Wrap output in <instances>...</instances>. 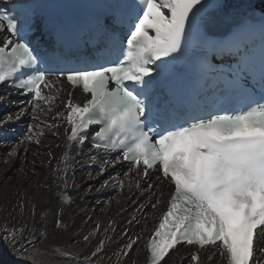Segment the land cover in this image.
Returning <instances> with one entry per match:
<instances>
[{
  "label": "snow or ice",
  "instance_id": "snow-or-ice-1",
  "mask_svg": "<svg viewBox=\"0 0 264 264\" xmlns=\"http://www.w3.org/2000/svg\"><path fill=\"white\" fill-rule=\"evenodd\" d=\"M223 7L224 0H109L94 18L97 38L86 42L95 48L94 54L66 61L55 71L46 70L39 53L25 41L33 24L22 23L0 7V32L6 29L11 34L0 45V83L10 81V86L31 94L33 101L49 104V110L62 80L85 94L81 104L68 92L65 111L53 117L70 128L64 168L52 170L64 175L56 176L54 183L60 180L64 189L69 187L68 151L75 145L83 154V146L91 143L96 152L119 153L116 160L100 165L101 173L109 163L113 167L128 163L129 171H136L137 188L141 180L150 178V170L159 171L158 179L174 186L166 210L146 241L145 264H168L170 252L183 245L196 247L193 264L211 262L215 251L227 264H264V10L256 17L257 10L252 8L238 24L218 34L213 28ZM253 18L261 37L258 54L245 38L253 30L248 24ZM98 37L103 38V47ZM189 50L196 54L202 83L237 97L234 107L189 114L167 101L160 103L154 92L157 82L148 83L154 65L159 62L166 72L169 62ZM17 75L21 78L16 79ZM257 86L259 96L253 90ZM53 88L55 94H44ZM33 101L29 103L35 112L38 104ZM92 126L98 130L89 138ZM29 132L31 141L36 135L31 125ZM119 183L123 188V182ZM153 187L148 185L149 190ZM59 199L72 203L63 191ZM160 203L157 197L151 206L155 209ZM19 207L23 208V201ZM56 223L61 226L62 221L58 218ZM27 230L26 223L9 228L7 219L0 228L19 259L27 258V248L34 244V236L23 235ZM139 240V236L130 238L117 254L125 258V264ZM103 244L100 241L93 256ZM131 264L138 261L131 258Z\"/></svg>",
  "mask_w": 264,
  "mask_h": 264
},
{
  "label": "bare ground",
  "instance_id": "bare-ground-1",
  "mask_svg": "<svg viewBox=\"0 0 264 264\" xmlns=\"http://www.w3.org/2000/svg\"><path fill=\"white\" fill-rule=\"evenodd\" d=\"M2 99L0 96V185H3L0 188V228H3L5 219L9 228L26 223L28 230L23 235L34 236V244L27 248V258L19 259L4 234L0 233V264H125V258L117 254L130 238L137 236L140 240L131 252L128 264H131V258H135L138 264H145L146 238L166 204L171 189L168 182L162 178H150L141 180L137 188L134 169L117 167L108 170L112 167L109 163L101 173L100 165L105 160H114L85 146L83 154H79L81 150L73 145L68 151L69 187L64 189L60 180L54 183L56 176L63 177V172H52L64 168L66 130L70 131L66 121L53 120L57 112L65 111L63 104L67 97L63 89L51 104V110L44 101L34 112L31 105L11 102L6 105ZM21 109H24L23 114ZM19 119L29 121L26 134L13 138L9 125ZM51 123L57 124L58 128L48 127ZM29 125L36 133L31 141L27 139L32 135ZM54 132L58 135H53ZM13 170L18 175L5 179L10 172L13 175ZM93 170L96 172L91 174ZM125 173H128L127 177ZM81 181L87 185L82 187ZM121 181L123 188L120 187ZM45 183L49 187H43ZM149 184L154 185L151 190ZM62 191L72 203H62L59 199ZM157 197L161 203L154 209L151 205L156 203ZM21 201L22 209L19 207ZM58 218L62 221L61 226H57ZM97 224L100 226L98 230ZM85 236L89 239L85 240ZM20 239L17 235L16 240ZM100 241H104L103 248L93 256ZM196 251V247L178 246V251L170 252L168 264H193L191 254ZM204 264H227V261L215 251L211 262L205 259Z\"/></svg>",
  "mask_w": 264,
  "mask_h": 264
},
{
  "label": "rangeland",
  "instance_id": "rangeland-1",
  "mask_svg": "<svg viewBox=\"0 0 264 264\" xmlns=\"http://www.w3.org/2000/svg\"><path fill=\"white\" fill-rule=\"evenodd\" d=\"M95 172H96V170H93L91 174H93V173H95ZM17 175H18V173H17L16 171L13 170V175H12V172H10L9 174H7V176L5 177V179L8 178V177H11V176H12V177H15V176H17ZM81 182H82L81 186H82V185H83V186H86V185H87V182H83V181H81ZM95 185H96V187H97L98 183L95 184ZM83 186H82V187H83ZM91 186H92V185H91ZM1 187H3V185H2V186L0 185V188H1ZM92 187H94V186H92Z\"/></svg>",
  "mask_w": 264,
  "mask_h": 264
}]
</instances>
